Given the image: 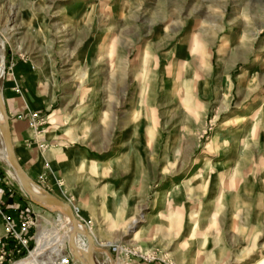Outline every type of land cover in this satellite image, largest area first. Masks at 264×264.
Segmentation results:
<instances>
[{"label": "rangeland", "instance_id": "374dc122", "mask_svg": "<svg viewBox=\"0 0 264 264\" xmlns=\"http://www.w3.org/2000/svg\"><path fill=\"white\" fill-rule=\"evenodd\" d=\"M0 67L96 264H264V0H0ZM6 205L31 241L0 218V264L71 257L62 216Z\"/></svg>", "mask_w": 264, "mask_h": 264}, {"label": "water", "instance_id": "95a60500", "mask_svg": "<svg viewBox=\"0 0 264 264\" xmlns=\"http://www.w3.org/2000/svg\"><path fill=\"white\" fill-rule=\"evenodd\" d=\"M0 136L9 167L13 170V173L21 190L28 197L29 201L33 205L43 210L58 213L60 216L64 217L67 220L69 224L67 248L73 260L79 264H96L94 254L101 253L111 261L109 253L106 250L100 249L95 245L93 237L90 235L87 229L76 219L72 208L68 204L62 202L61 200L35 184L27 176L25 171L18 163L12 147L9 119L6 113L1 89ZM78 238L83 239L84 241L83 249H81L77 244Z\"/></svg>", "mask_w": 264, "mask_h": 264}, {"label": "crops", "instance_id": "0c3cea01", "mask_svg": "<svg viewBox=\"0 0 264 264\" xmlns=\"http://www.w3.org/2000/svg\"><path fill=\"white\" fill-rule=\"evenodd\" d=\"M2 96L9 119L11 142L15 157L27 176L35 181L42 171L41 166L44 158L37 144L33 142V135L28 128L27 118L23 117L27 110H30L29 105L25 102L23 96L13 91L9 85H6L3 89ZM81 155L84 154L81 153ZM0 201L2 203L7 202V205L4 207L5 209H15L17 207L23 209L25 213H28V210L31 209L39 217H42L40 212H47L40 208L36 210V207L27 201V199L18 195L15 188L3 184V182H0ZM11 202L13 205L9 204ZM7 212L15 216L14 211L7 210ZM93 234L97 241L96 234L94 232ZM95 259L97 261L104 260L102 254H96Z\"/></svg>", "mask_w": 264, "mask_h": 264}, {"label": "built area", "instance_id": "2783aa9c", "mask_svg": "<svg viewBox=\"0 0 264 264\" xmlns=\"http://www.w3.org/2000/svg\"><path fill=\"white\" fill-rule=\"evenodd\" d=\"M42 122V117L37 113H31L28 117V126L36 130ZM0 218L5 230V237L16 243L17 253L29 254L30 234L29 229L31 225L30 218L15 221L11 216L0 212ZM54 264H76L69 255L56 254Z\"/></svg>", "mask_w": 264, "mask_h": 264}, {"label": "bare ground", "instance_id": "6f19581e", "mask_svg": "<svg viewBox=\"0 0 264 264\" xmlns=\"http://www.w3.org/2000/svg\"><path fill=\"white\" fill-rule=\"evenodd\" d=\"M103 44H104V46H106V45H107V41L104 40V41H103ZM0 69H1V67H0ZM0 143H1V147H0V160H1V161H2V162L8 167V169H9V170L7 171L8 175H10V176L16 181V177H15L13 171L9 168V166H8L9 164H7L8 162H7V160H6V156H5V152H4L3 144H2V141H1V137H0ZM63 218H64V217H63ZM62 224L68 226L67 221L65 220V218L62 219ZM68 229H69V227H68ZM67 239H68V233L66 234V241H67ZM82 245L84 246L83 243H81V245L79 244V247H80L81 249L84 248V247H82ZM38 248H39V247L36 248L35 252L37 251Z\"/></svg>", "mask_w": 264, "mask_h": 264}]
</instances>
